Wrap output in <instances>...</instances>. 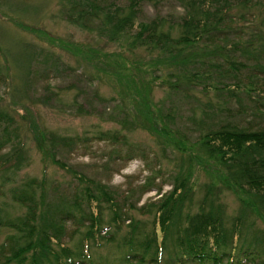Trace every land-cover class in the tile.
Segmentation results:
<instances>
[{
  "label": "trees",
  "instance_id": "1",
  "mask_svg": "<svg viewBox=\"0 0 264 264\" xmlns=\"http://www.w3.org/2000/svg\"><path fill=\"white\" fill-rule=\"evenodd\" d=\"M160 1L60 0V19L118 48L76 44L77 66L54 50L75 43L49 35L37 37L47 46H5L0 38V85L8 84V99H0V199L10 185L22 210L13 216L0 201V231H8L0 264H264V84L253 81L264 76V0H178L180 20L139 21L144 4ZM0 10L4 21L48 36L17 19L29 10L24 1L0 0ZM139 51L149 60L137 59ZM157 88L167 100H153ZM177 101L192 104L189 124ZM42 107L115 127L61 134L44 124ZM137 131L158 148L153 175L163 173V160L172 165L169 191L155 176L141 187L142 195L156 190L157 200L121 199L65 160L107 143L110 159L147 161L145 147L130 140ZM31 141L46 167L70 181L46 171L17 181L32 164ZM227 193L239 204L235 214ZM107 247L114 252L97 257Z\"/></svg>",
  "mask_w": 264,
  "mask_h": 264
},
{
  "label": "rangeland",
  "instance_id": "2",
  "mask_svg": "<svg viewBox=\"0 0 264 264\" xmlns=\"http://www.w3.org/2000/svg\"><path fill=\"white\" fill-rule=\"evenodd\" d=\"M10 3L16 4L20 1H24L28 5L29 10L25 13H21L17 19L24 21L29 25L34 27H39L44 29L48 36L39 35L34 32H29L22 30L21 26L17 24L4 21L2 19V12L0 10V35H6L7 37H0L5 41V46H11L13 40L32 43H37L40 45H49L46 38H41V42L38 41L37 37H55L57 40L67 41L75 43L71 46L68 51H64L56 47V53H59L62 59L72 66H77L78 55L76 44L79 45H96L100 44V47L109 50H115L117 46L107 45L103 40H99L95 33L89 32L86 29L79 28L70 24L69 22L62 20L58 16V4L60 0H9ZM184 15L183 9L179 6L178 0H161L159 4L154 6L153 4H144L141 9L139 21H150L156 18H167L170 20H180ZM259 15V13L257 14ZM260 16V15H259ZM16 18V17H14ZM50 35V36H49ZM118 50V48H117ZM139 57L137 59L149 60V55L145 52L139 51ZM138 54V53H137ZM133 57V55H132ZM1 61H3L0 55ZM73 80V79H71ZM245 80V79H244ZM68 81V80H67ZM251 81V80H250ZM253 81L259 84H264V76H254ZM66 83L65 79L63 82L58 83V85H64ZM101 93L110 98L112 97V92L109 87H101ZM199 89L195 92L196 96L202 97L199 93ZM8 84L3 83L0 85V99H8ZM209 95V94H208ZM207 95V97H208ZM210 98L212 95H209ZM153 100L160 102L162 100H167V92L164 89L157 88L153 94ZM209 98V99H210ZM73 94H67L64 97V101L67 104H72ZM212 99V98H211ZM170 101H168L169 105ZM180 109V116L183 123H188V117L193 112L192 104L188 105L184 101H177ZM40 114L44 124L51 130L57 131L61 134L74 135L83 134L86 131L93 130L95 126L101 125L104 130L113 129L115 126L111 123L101 122L96 118H82L74 117L69 114H61L55 109L51 108H40ZM130 140L132 142L141 143L147 150V161H142L140 158L131 161H122L117 159H110L108 154L110 153L112 146L107 143H94L90 151H80L75 154L69 155L65 160L74 167L79 172L86 173L87 175L103 181L108 184L113 190H115L121 199L126 197L132 202H136L138 197L141 199L139 206L146 202L154 201L159 198L157 191L153 190L145 195H142V186L145 182L149 181L151 177L155 176V183L158 186H163V193L171 189L170 187V176L169 172L172 170V165L167 161H162V171L160 175H153V169H159L158 160L155 159V153L158 152V148L153 142L152 138L145 132L137 131L130 134ZM29 147L31 148L32 164L30 167L24 169L19 175L16 176L17 181H23L28 177L41 178L44 171L48 173L57 182L70 181V177L63 171L58 170L53 166H47L42 162L41 156L39 155L34 142H29ZM174 156V155H173ZM10 185L5 187L4 192H6L5 198L0 199L1 204L8 206V211L13 216L22 213V210L18 206L14 205L10 200ZM224 201L227 204L229 214H235L238 208V202L233 194L227 193L224 197ZM136 215L135 213H133ZM74 229L73 225H70V231ZM8 231H0V244L4 241ZM113 249L107 247L97 251V257L107 256L112 254Z\"/></svg>",
  "mask_w": 264,
  "mask_h": 264
}]
</instances>
